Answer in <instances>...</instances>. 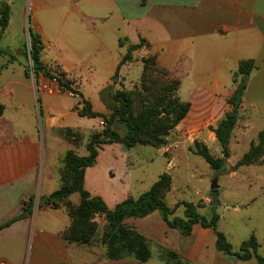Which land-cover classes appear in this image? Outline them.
Listing matches in <instances>:
<instances>
[{"label": "crops", "instance_id": "obj_1", "mask_svg": "<svg viewBox=\"0 0 264 264\" xmlns=\"http://www.w3.org/2000/svg\"><path fill=\"white\" fill-rule=\"evenodd\" d=\"M1 2L9 6L10 17L0 39V51H13L6 37L20 36L26 15L29 28L41 39L43 52L60 63L67 78L87 68L89 75L99 79L97 107L79 91L94 112L110 114L111 95L119 82L122 78L126 83L139 80L141 60L147 56H155L158 66L180 81L178 97L189 103L190 109L166 138L165 147L157 149L167 159V172L175 163L172 150L187 149L188 138H200L207 147L216 143L209 128H214L229 110L227 100L235 88L233 72L242 60H253L257 69L246 79L239 109L249 123L264 119V0ZM141 39L149 47L134 51L132 59L118 68L128 47ZM63 53L71 54L74 61L64 59ZM130 68L132 78L128 75ZM43 84L53 86L40 77L38 90L25 81L16 84L17 90L4 93L6 107L0 119V227L11 223L0 229V264H166L158 248L176 252L186 264H240L237 261L241 260L216 249L210 229L194 224L191 234L184 237L170 229L157 211L124 221L148 240L151 258L145 263L130 258L109 260L105 247L97 242L84 246L68 243L62 234L71 219L63 207L42 203L33 210L26 202L36 192L46 197L58 189L59 162L67 151L75 149L55 131H78L83 144L97 127L91 128L86 117L78 115L77 97L42 91ZM65 99L74 101L66 105ZM7 112L18 118L16 125H8L4 119ZM111 128L120 136L126 131L118 121ZM164 148L171 150L167 157ZM131 149L120 143L104 145L95 163L85 170V190L101 198L109 210L149 190L162 174L150 176L149 166L130 160ZM153 162L151 159L150 165ZM73 195L70 200L78 205L79 197L73 200ZM25 208L30 213L16 219Z\"/></svg>", "mask_w": 264, "mask_h": 264}, {"label": "trees", "instance_id": "obj_2", "mask_svg": "<svg viewBox=\"0 0 264 264\" xmlns=\"http://www.w3.org/2000/svg\"><path fill=\"white\" fill-rule=\"evenodd\" d=\"M9 6L0 3V39L9 22ZM29 52L32 61V71L35 76L42 74L48 79L58 83L61 90L69 91L80 98L78 115L87 118H101L105 127L98 132L91 133L85 144L86 156H78L73 150L67 151L62 158L59 168L60 186L50 195L43 197L41 202L53 207L61 206L71 219L69 227L63 232V238L77 246L89 245L94 241L97 224L95 218L103 217L105 226L100 238L105 247V256L109 260L133 259L138 263H145L151 258V249L148 240L135 229L126 226L124 221L129 218H143L157 211L170 229L177 230L182 236L191 234L192 226L199 224L210 229L215 236L216 249L228 256H233L241 261L252 258L256 264H264V257L258 254V242L254 235L241 242L234 250L224 233L218 228L219 216L212 213L206 218L198 213L199 205L181 202L176 207L183 206V217L174 215L176 208H170L165 202V197L171 190L172 178L168 173H162L151 185L148 191L137 198L128 197L109 210L104 201L99 197L91 196L84 188V174L88 167L95 163L98 151L104 145L120 143L126 149L135 146H145L159 149L166 144L170 132L185 118L190 109V104L182 102L178 97L180 81L170 76L169 70L158 66L155 56H147L142 61V71L138 91L119 90L111 95L110 114L94 112L90 103L83 96L71 88L67 80L53 75L41 62L43 46L39 35L29 28ZM141 47H149L145 40H140L136 45H130L122 57L118 68L132 59V53ZM257 69L253 60H242L233 72V95L227 100L231 110L218 121L214 128L209 129L214 133L215 140L223 153L228 152L232 132L238 121V110L243 96V87L247 77ZM29 73V69L25 70ZM64 76V74H63ZM3 107L0 105V115ZM114 121L124 124L126 131L120 136L111 126ZM57 134L65 139L75 137V141L82 139L70 129H58ZM193 154L201 157L210 169L220 171L223 169L224 160L213 157L208 148L198 140L193 142ZM264 154V129L258 132L257 142L251 143L247 152L233 166L236 171L243 166L257 163ZM79 195V204L74 205L70 197ZM16 219H22L30 213L29 208ZM14 219V220H16ZM13 220V221H14ZM8 222L0 227H7ZM161 259L166 264H186L174 251L158 248Z\"/></svg>", "mask_w": 264, "mask_h": 264}, {"label": "rangeland", "instance_id": "obj_3", "mask_svg": "<svg viewBox=\"0 0 264 264\" xmlns=\"http://www.w3.org/2000/svg\"><path fill=\"white\" fill-rule=\"evenodd\" d=\"M27 19L26 15H24L23 28L20 36L6 37V44L9 47L11 46L13 51L10 52L7 50L6 52L9 53L0 51V105L3 107V113L0 115V119L3 118L6 107L4 103L6 102L4 93L9 94L11 93V90H17L15 87L16 84L25 81L32 85L34 89L37 88L38 90V80L40 77L49 80L53 84L52 87L49 84H43L41 87L42 91H47L48 93H61V96L67 94L75 98L77 97L79 99L77 106L80 108V98L76 94L61 90L58 87V83L53 79H48L42 74H39L38 76L33 74L31 69L32 61L27 53L30 49V22ZM30 29L33 31L32 28ZM15 47H17V49H15ZM62 55H64V59L72 62L74 61L71 54L63 53ZM52 59L53 57L51 54L44 53L43 51L41 52L42 64L47 67L53 75L59 76V74H62V79L69 81L73 90L83 93L85 97L93 102L94 107H97L98 104L95 99L97 97L99 79L96 78L95 75H89L87 68L82 69V73L77 72L74 78L69 79L58 65L60 63H57ZM62 64L67 63L63 62ZM26 69H29L28 74L25 73ZM99 69L100 68H97L95 71L97 72ZM75 71L76 69H74V73ZM128 75L130 78L134 76L131 68ZM170 76L173 77L171 72ZM139 80L131 79L130 83H126V79L122 78L116 91H138ZM111 86L114 87L115 83H111ZM65 101V104L68 105L69 102L74 100L65 99ZM227 107L229 109L227 112H229L231 106L228 104ZM4 119L7 121L8 125L11 126L16 125V120H18V118L11 112H7ZM98 119L99 122L97 123ZM248 119L249 118L239 109L238 123L231 136L227 153L222 152L217 141L214 145H209L208 147L203 143L213 157L224 160L223 169L220 171L210 169L208 164L201 157L193 154L194 140L201 142L200 138L194 139V137L188 138L189 147H187V149L181 147L173 149L172 152L171 150L163 149L166 157L169 152L175 157L173 168L169 169L168 172L165 171V169H168L166 166L167 159L160 156V151L152 147H133L131 149L130 160H138L142 164H145L144 166H149L148 172L150 176L158 175L157 173H168L171 176L173 189L170 190V193L168 192L166 194L165 202L170 208H176L174 212L176 217L182 218L184 211V207H176L177 204L187 202L199 205L200 207L197 209L198 213L206 218H209L213 212L218 214V228L224 233L234 250H237L240 243L248 239L250 235H254L259 245L258 254L264 257V154L257 163L240 167L236 172L234 171L235 173L232 171L233 166L242 155L247 152L250 144L257 142L258 132L264 129V119H254L251 123L248 122ZM84 120L87 121V124L92 125L91 128L97 127L92 133L101 131L105 127V123L101 118L86 117ZM101 122H103V124H101ZM70 130L76 134L78 138L81 136L78 131ZM55 133L57 134L56 131ZM57 135L75 147L73 152L76 155H87L85 149V143L87 140L82 144V136V139L75 141V137H71V139L68 140L59 134ZM225 155L228 157L225 158ZM151 159L154 161L152 165H150ZM61 165L62 159L57 168L58 180L59 168ZM215 179L217 180L218 200L220 202V206L217 207L210 205V187ZM78 197V194L72 196L73 200L78 199ZM42 198L43 197L36 192L31 195L26 203L30 208L32 207L33 210H36L42 204ZM95 222L97 224V232L93 242L101 244L100 238L104 230L105 221L103 220V217L97 216ZM237 262L240 264H256L254 258L248 261Z\"/></svg>", "mask_w": 264, "mask_h": 264}, {"label": "water", "instance_id": "obj_4", "mask_svg": "<svg viewBox=\"0 0 264 264\" xmlns=\"http://www.w3.org/2000/svg\"><path fill=\"white\" fill-rule=\"evenodd\" d=\"M115 80L117 79V77L114 78ZM244 89V87H243ZM228 156L225 155V158H227ZM211 200H210V205L213 207H217L220 206V202L218 200V185H217V180L215 179L212 184H211Z\"/></svg>", "mask_w": 264, "mask_h": 264}, {"label": "built area", "instance_id": "obj_5", "mask_svg": "<svg viewBox=\"0 0 264 264\" xmlns=\"http://www.w3.org/2000/svg\"><path fill=\"white\" fill-rule=\"evenodd\" d=\"M101 124H103V122H101Z\"/></svg>", "mask_w": 264, "mask_h": 264}]
</instances>
